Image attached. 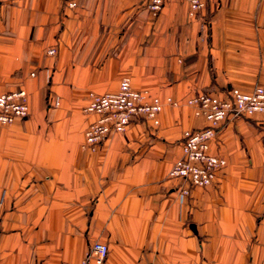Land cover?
<instances>
[{
  "label": "crops",
  "instance_id": "crops-1",
  "mask_svg": "<svg viewBox=\"0 0 264 264\" xmlns=\"http://www.w3.org/2000/svg\"><path fill=\"white\" fill-rule=\"evenodd\" d=\"M147 3L80 0L71 11L64 0H0V60L6 68L19 60L25 74L30 108L25 125L39 122L35 108L47 88L81 98L74 107L82 110L86 92L112 93L129 78L134 89L158 97L163 110L158 127L139 120L124 131V139L150 140L148 146L117 148L123 162L104 165L107 185L90 214L101 219L103 242H97L109 250L103 264H264L263 116L228 118L216 130L209 154L226 164L208 188L181 197V181L161 182L172 162L163 156L180 148L184 132L206 127L188 100L264 86V0H208L194 18L183 0H166L157 15ZM49 49H55L51 57ZM43 107L49 125L61 122V114L51 119L58 109L51 102ZM83 117L87 125L92 120ZM119 134H111L103 147ZM68 153L59 147L25 148L27 164L48 172L39 174L44 178L34 194L25 192L27 205L78 200L74 166L61 161ZM88 170L85 178L94 182V165ZM62 254L53 264H78L61 260ZM48 262L25 246V264Z\"/></svg>",
  "mask_w": 264,
  "mask_h": 264
},
{
  "label": "rangeland",
  "instance_id": "rangeland-1",
  "mask_svg": "<svg viewBox=\"0 0 264 264\" xmlns=\"http://www.w3.org/2000/svg\"><path fill=\"white\" fill-rule=\"evenodd\" d=\"M47 55L51 57L54 54L49 55L47 51ZM18 61L14 60V64H10L11 67L6 68V64H8L6 60H0V96L23 94L22 101L27 105L28 114L26 117H28L30 108L28 92L25 90V74L21 72V69H18ZM94 93L98 94L97 92ZM147 94L156 97L148 92ZM40 98L41 104L35 108V118L38 117V123L35 119L36 123L27 126L24 121L26 117H24L14 119L12 123L0 124V264H8V261L13 264H25V246L35 258L45 259L49 261V264H53V260L59 256L62 250L61 260L66 262L72 260L74 263L80 264L85 257L86 249L89 248L88 243L102 240L101 219H94L90 214L97 209L99 200L102 198L103 187L107 185V179L103 175L104 173L107 175V171H104V165L116 163L119 159L123 162L117 148L148 146L150 143V140H146L142 144L124 139L123 136L127 131L125 129L126 131L121 132V135L118 133L119 136L112 143L103 147L106 139L98 148L92 150L85 147V132L97 118L94 114L85 113L83 111L85 106L82 110L78 106L74 107L75 101L81 98L77 99L70 92L50 91L48 88ZM44 102L46 105L51 102L52 108H58L50 117L53 120L54 115L61 114L60 123L56 120L57 122H54L53 125L48 124L47 115L43 114ZM59 103L60 105H58ZM83 115L92 118L88 125V120ZM159 115L157 117L158 125L149 121L154 127L159 126ZM38 124H40V130L36 127ZM29 131L34 133L33 137H25V132ZM38 131L42 133V136L43 133L45 134L44 139L42 136L37 138ZM82 133V148L87 149L86 151L81 150ZM41 146L68 150V154L61 155V161L63 164L68 162L74 166L72 169L75 171L71 173L78 176L77 187L75 188L78 192V200L75 203L36 202L31 205L25 203V192L30 189V195L34 194L37 191L38 180L44 178L41 175L39 177V174L48 173L46 170L38 172L34 164H27L25 148ZM108 146L111 147L109 151L105 150ZM128 152L126 151L127 154ZM173 152L163 156L172 159L171 165L181 157V146L178 149L174 148ZM51 157L47 155V162ZM91 164L94 165V182L87 181L85 178L86 175L90 174L88 169ZM171 165L167 167L168 170ZM168 170L161 180L163 183L169 181ZM183 188H187V186L181 180V189ZM206 188L192 187L188 190L190 193L191 190H204ZM60 189L65 191L67 187L61 186ZM70 210L72 214L69 212ZM29 214L32 216L25 217Z\"/></svg>",
  "mask_w": 264,
  "mask_h": 264
},
{
  "label": "built area",
  "instance_id": "built-area-1",
  "mask_svg": "<svg viewBox=\"0 0 264 264\" xmlns=\"http://www.w3.org/2000/svg\"><path fill=\"white\" fill-rule=\"evenodd\" d=\"M166 0H148L147 9L157 15ZM190 18L205 11L208 0H183ZM80 0H64L66 9H78ZM55 49H49L53 55ZM23 94L0 96V124L12 123L16 118L28 114ZM83 111L94 114L96 120L85 132V147L98 148L111 134L123 132L126 127L141 119L158 125V115L163 104L157 97H151L146 91L134 89L129 78H123L118 89L113 93L96 94L89 92ZM22 101V102H21ZM170 102V100H167ZM196 117L203 118L206 127L183 133L181 157L175 161L168 172L171 182L183 181L187 188L178 187L181 197L189 194L188 188H206L213 184L219 171L225 167V160L209 154V142L215 137L216 130L228 118H251L255 115L264 117V87L255 86L250 92L238 89L229 90L223 97L209 93H200L188 100ZM264 146V127L262 131ZM107 245L92 243L80 264H103L108 256Z\"/></svg>",
  "mask_w": 264,
  "mask_h": 264
}]
</instances>
